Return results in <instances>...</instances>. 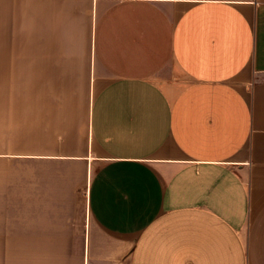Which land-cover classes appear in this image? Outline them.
<instances>
[{"label": "crops", "instance_id": "0c3cea01", "mask_svg": "<svg viewBox=\"0 0 264 264\" xmlns=\"http://www.w3.org/2000/svg\"><path fill=\"white\" fill-rule=\"evenodd\" d=\"M0 264H264V0H0Z\"/></svg>", "mask_w": 264, "mask_h": 264}]
</instances>
